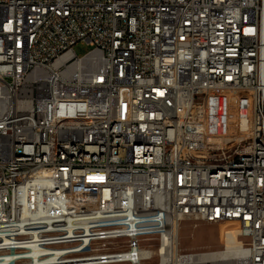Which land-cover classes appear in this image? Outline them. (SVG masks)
Returning <instances> with one entry per match:
<instances>
[{
  "label": "built area",
  "instance_id": "2783aa9c",
  "mask_svg": "<svg viewBox=\"0 0 264 264\" xmlns=\"http://www.w3.org/2000/svg\"><path fill=\"white\" fill-rule=\"evenodd\" d=\"M185 221L237 252H183ZM213 263L264 264V0H0V264Z\"/></svg>",
  "mask_w": 264,
  "mask_h": 264
},
{
  "label": "rangeland",
  "instance_id": "374dc122",
  "mask_svg": "<svg viewBox=\"0 0 264 264\" xmlns=\"http://www.w3.org/2000/svg\"><path fill=\"white\" fill-rule=\"evenodd\" d=\"M91 49L86 43H78L74 47L79 57ZM242 95L229 92L213 94L207 102L210 114L206 121L207 131L209 135L220 138V143L228 150L249 141L251 104ZM232 228L238 229V225L226 223L220 226L202 222L194 226L193 223L185 221L180 228V249L183 252L220 251L223 249V232Z\"/></svg>",
  "mask_w": 264,
  "mask_h": 264
},
{
  "label": "bare ground",
  "instance_id": "6f19581e",
  "mask_svg": "<svg viewBox=\"0 0 264 264\" xmlns=\"http://www.w3.org/2000/svg\"><path fill=\"white\" fill-rule=\"evenodd\" d=\"M228 233H230V234L226 235V249L222 252H217L216 254H214L212 256L213 258L220 256L221 257L220 260H226L231 255H233L237 252L236 247L238 246V244L240 242V240L237 236L238 229L237 228L228 229ZM206 258H210V256H206ZM213 264H216V263H213Z\"/></svg>",
  "mask_w": 264,
  "mask_h": 264
}]
</instances>
